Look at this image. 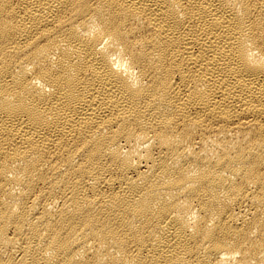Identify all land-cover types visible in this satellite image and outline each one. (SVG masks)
<instances>
[{
    "label": "bare ground",
    "instance_id": "bare-ground-1",
    "mask_svg": "<svg viewBox=\"0 0 264 264\" xmlns=\"http://www.w3.org/2000/svg\"><path fill=\"white\" fill-rule=\"evenodd\" d=\"M0 264H264V0H0Z\"/></svg>",
    "mask_w": 264,
    "mask_h": 264
}]
</instances>
